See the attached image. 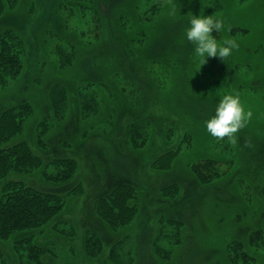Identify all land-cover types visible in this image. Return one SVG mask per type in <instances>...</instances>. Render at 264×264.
I'll return each instance as SVG.
<instances>
[{
	"label": "rangeland",
	"instance_id": "rangeland-1",
	"mask_svg": "<svg viewBox=\"0 0 264 264\" xmlns=\"http://www.w3.org/2000/svg\"><path fill=\"white\" fill-rule=\"evenodd\" d=\"M6 1L0 34L21 39L22 68L0 86V112L32 106L17 140L46 175L61 168L53 159L76 163L63 184L20 176L64 199L29 232L49 253L42 261L113 264L115 246L119 264H264V0ZM192 16L222 19L213 36L238 49L202 66L186 36ZM227 94L253 114L235 145L206 128ZM167 152L169 167L153 164ZM124 184L137 212L110 229L96 202ZM91 233L102 248L90 256ZM15 247L0 241L5 264H33L26 244Z\"/></svg>",
	"mask_w": 264,
	"mask_h": 264
},
{
	"label": "trees",
	"instance_id": "trees-1",
	"mask_svg": "<svg viewBox=\"0 0 264 264\" xmlns=\"http://www.w3.org/2000/svg\"><path fill=\"white\" fill-rule=\"evenodd\" d=\"M7 3L0 0V14L5 12ZM21 42L17 34L10 30L0 34V86L8 79L16 78L22 68ZM32 113L33 108L28 102L18 103L0 112V241L13 239L15 248L26 244L30 262L47 264L42 261L47 249L35 243L29 232L38 231L55 220L63 208L64 199L56 192H42L30 186L20 176L39 172L47 183L63 184L71 178L76 163L72 158L53 159L51 164L61 167L59 172L54 176L45 174L41 157L32 150L29 142L17 140L26 118ZM170 153H165L153 164L160 162V166L169 167ZM135 194L133 186L129 184L119 185L102 194L96 202L98 218L110 229L128 225L137 212V206L131 203ZM84 248L90 256L100 252L101 239L91 233L84 239ZM153 251L161 259L162 255L168 257L169 254L162 251L160 255L161 250L156 247H153ZM110 256L113 264H119L115 260V246L110 249ZM0 264H5L1 252Z\"/></svg>",
	"mask_w": 264,
	"mask_h": 264
},
{
	"label": "clouds",
	"instance_id": "clouds-1",
	"mask_svg": "<svg viewBox=\"0 0 264 264\" xmlns=\"http://www.w3.org/2000/svg\"><path fill=\"white\" fill-rule=\"evenodd\" d=\"M190 28L186 32L187 40L195 45V53L203 66L207 58H220L223 61L229 58L239 45L235 39H224L219 43L213 32L224 30L222 19L208 17H193L190 19ZM231 31V28H228ZM252 112L245 111L238 95L227 94L220 100L215 116L206 121L209 134L217 141L227 139L231 144L237 143V133L245 128L252 119Z\"/></svg>",
	"mask_w": 264,
	"mask_h": 264
}]
</instances>
